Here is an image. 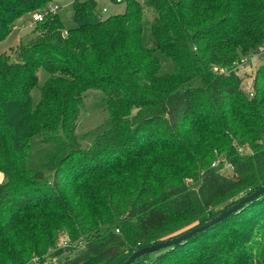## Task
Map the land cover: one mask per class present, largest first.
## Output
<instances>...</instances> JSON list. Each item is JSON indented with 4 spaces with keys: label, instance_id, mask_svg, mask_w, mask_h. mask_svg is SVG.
<instances>
[{
    "label": "trees",
    "instance_id": "trees-1",
    "mask_svg": "<svg viewBox=\"0 0 264 264\" xmlns=\"http://www.w3.org/2000/svg\"><path fill=\"white\" fill-rule=\"evenodd\" d=\"M54 1L0 0V43ZM122 3L104 19L95 0H76L70 30L60 7L47 11L14 61L0 54V264H36L65 231L83 243L52 254L74 251L59 264H123L264 186V63L253 97L236 72L264 47V0ZM158 52L174 72L161 74ZM91 90L105 95L113 127L85 149L76 130ZM219 158L232 174L213 166ZM155 254L133 264H264V195Z\"/></svg>",
    "mask_w": 264,
    "mask_h": 264
},
{
    "label": "rangeland",
    "instance_id": "rangeland-1",
    "mask_svg": "<svg viewBox=\"0 0 264 264\" xmlns=\"http://www.w3.org/2000/svg\"><path fill=\"white\" fill-rule=\"evenodd\" d=\"M76 0H55L52 5L58 4L60 6L59 15L66 27L67 30H70L75 27L73 22V12H74V2ZM86 1V0H80ZM98 3V10L101 13L102 18H107L112 15L124 13L126 5L124 3L118 4L113 0H95ZM49 4V5H51ZM106 8L107 12H104L103 9ZM47 10L41 11L46 12ZM37 13L29 14L19 21H17L13 27L10 36L2 43H0V54L7 53L11 56V59L15 60V55L13 52L18 48L20 42L28 36L32 30H34L36 23L34 22V16ZM150 28H151V16L147 14L144 23V34L143 41L146 45L150 44ZM264 48V47H263ZM157 56L160 58L162 62V70L161 74L166 75L175 71V65L171 58L167 55L158 52ZM251 64L248 67L240 68L238 70V75L243 79L242 88L249 95V93L253 89V82L257 71L263 65L264 59L256 55L250 56ZM49 79V74L42 70L40 74V82L39 85L33 90V106L36 107L41 99V88L45 84V82ZM202 85L201 80H195L191 83L192 87H200ZM113 123L110 117V114L107 110V100L103 93L95 90L88 91L84 95L83 106L81 109V113L79 115L76 135L77 138L82 145L83 148L88 149L92 146L94 141L101 135H103L106 131L112 129ZM37 137L32 139V144L38 148ZM240 154H250L252 150L249 146H245L238 149ZM222 164V173L226 175H230L233 172L231 165L228 164L227 161H223L220 158L217 159L213 166H220ZM3 175L0 174V182L3 181ZM190 183V180H187ZM72 243L74 246L83 243L82 239L74 240L73 237L67 232H62L60 236V241L55 248L49 250L47 255H45L42 259L37 258L34 259L33 262L36 264H59L63 262L67 256L72 257L73 253H67L60 257L53 258L52 254H54L58 250H65V243ZM151 258L156 256L155 253L149 254Z\"/></svg>",
    "mask_w": 264,
    "mask_h": 264
},
{
    "label": "water",
    "instance_id": "water-1",
    "mask_svg": "<svg viewBox=\"0 0 264 264\" xmlns=\"http://www.w3.org/2000/svg\"><path fill=\"white\" fill-rule=\"evenodd\" d=\"M262 195H264V186L261 189H259L255 192H253L252 194L246 196L243 200L239 201L237 204L233 205L231 208L224 211L223 213H221L219 216L215 217L214 219L206 222L205 224L200 225L198 227H195L192 230L187 231L186 233H184L178 237H175L173 239H169V240H166L164 242L153 244L151 246H148V247H145V248H142V249L136 251L123 264H133L137 259H139L145 255L160 252L163 249L171 248L175 245L183 243L184 241L192 238L193 236L197 235L198 233H201V232L209 229L210 227L214 226L215 224H217L221 221H224L229 216H231L232 214L236 213L241 208H243L246 204L252 202L253 200L259 198Z\"/></svg>",
    "mask_w": 264,
    "mask_h": 264
},
{
    "label": "built area",
    "instance_id": "built-area-1",
    "mask_svg": "<svg viewBox=\"0 0 264 264\" xmlns=\"http://www.w3.org/2000/svg\"><path fill=\"white\" fill-rule=\"evenodd\" d=\"M117 2H118V3H121L122 0H117ZM58 9H59V6H57V5H52V4H51V5L48 6L47 11L56 12ZM47 11H46V12H40V13H37V14L34 16V22L36 23V22H40V21H42L43 18H44L45 13H47ZM103 11H104V12H107V9L104 8ZM65 34H67V32H66ZM256 56L260 57L261 59H264V48H262L260 54H258V55H256ZM250 59H251L250 56L244 58L243 61H242L241 63L238 64V66H237V68H236V72H238V70H239L240 68L248 67V66L251 64V61H252V60H250ZM253 95H254V91H253V89H252V91L249 93V96L253 97ZM231 168L234 170V168H233L232 166H231ZM117 232H119V231H117ZM65 245H66V249L77 247V245L74 246L71 242H70V243L67 242V243H65ZM79 245H82V243L79 244Z\"/></svg>",
    "mask_w": 264,
    "mask_h": 264
},
{
    "label": "crops",
    "instance_id": "crops-1",
    "mask_svg": "<svg viewBox=\"0 0 264 264\" xmlns=\"http://www.w3.org/2000/svg\"><path fill=\"white\" fill-rule=\"evenodd\" d=\"M57 6H59L58 4H56ZM60 7V6H59Z\"/></svg>",
    "mask_w": 264,
    "mask_h": 264
}]
</instances>
